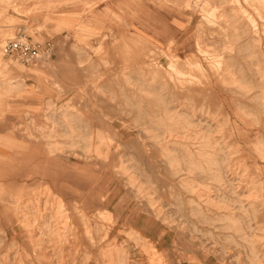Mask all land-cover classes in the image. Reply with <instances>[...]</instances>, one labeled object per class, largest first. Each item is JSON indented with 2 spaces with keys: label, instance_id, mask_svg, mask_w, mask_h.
<instances>
[{
  "label": "rangeland",
  "instance_id": "rangeland-1",
  "mask_svg": "<svg viewBox=\"0 0 264 264\" xmlns=\"http://www.w3.org/2000/svg\"><path fill=\"white\" fill-rule=\"evenodd\" d=\"M263 253L264 0H0V264Z\"/></svg>",
  "mask_w": 264,
  "mask_h": 264
},
{
  "label": "built area",
  "instance_id": "built-area-1",
  "mask_svg": "<svg viewBox=\"0 0 264 264\" xmlns=\"http://www.w3.org/2000/svg\"><path fill=\"white\" fill-rule=\"evenodd\" d=\"M50 50V44H39L28 41L24 38L8 40L4 47V55H8L24 65L35 63L42 53Z\"/></svg>",
  "mask_w": 264,
  "mask_h": 264
},
{
  "label": "bare ground",
  "instance_id": "bare-ground-1",
  "mask_svg": "<svg viewBox=\"0 0 264 264\" xmlns=\"http://www.w3.org/2000/svg\"><path fill=\"white\" fill-rule=\"evenodd\" d=\"M204 55H206V54H204ZM175 56V55H174ZM171 57V56H170ZM221 57V56H220ZM175 59H176V57H175ZM191 60V59H190ZM169 63V62H168ZM226 63V62H225ZM198 65V64H197ZM220 66H221V63L219 64ZM230 65V64H229ZM168 66H170L171 67V69H174L176 72H178L179 74L181 73V71L179 70V69H177V67L175 66V64H173V63H171L170 65H168ZM169 68V67H168ZM225 70L226 71H228V67H226L225 68ZM178 74V75H179ZM181 76H183V74H180ZM169 79H171V78H169ZM176 79V78H175ZM172 81V80H171ZM177 81V80H176ZM184 82H185V80H184ZM16 83V82H15ZM13 84L14 83H12L10 80H7V82L4 84L5 85V88H7L8 90H13V89H15V86H13ZM181 85V84H180ZM182 107V106H181ZM143 113V112H142ZM146 113V112H145ZM179 119H180V117H179ZM181 120V119H180ZM79 122V121H78ZM163 127V126H162ZM158 128V127H157ZM156 128V129H157ZM97 131V130H96ZM95 131V132H96ZM162 132V131H161ZM172 134V133H171ZM174 134V133H173ZM176 135V134H175ZM178 135V134H177ZM190 135V134H189ZM180 136H182V135H180ZM185 136V135H184ZM183 136V137H184ZM175 137H177V136H175ZM179 138V137H178ZM211 141V140H210ZM109 142V141H108ZM206 144H208V143H206ZM185 147V146H184ZM195 147V146H194ZM205 148H203V150H204ZM170 150V149H169ZM205 151H207V150H205ZM185 158V157H184ZM213 158V157H212ZM120 159V158H119ZM136 159V158H135ZM221 159V158H220ZM211 160H214V159H211ZM193 162V161H192ZM199 163V162H198ZM214 163V162H213ZM139 164V163H138ZM144 165V164H143ZM11 167V166H10ZM124 167H125V165H124ZM130 167V166H129ZM175 167H177V166H175ZM12 169L14 170L13 171V173L14 174H16V172H21V171H23L24 170V168L23 167H21V166H19V165H12ZM125 169V168H124ZM132 169V168H131ZM185 170V169H184ZM187 170V169H186ZM192 170V169H191ZM175 173V172H174ZM23 174H24V171H23ZM26 176V175H25ZM174 177V176H173ZM134 180V179H133ZM145 181V180H144ZM149 182V181H148ZM44 186H46V185H44ZM138 186H140V185H138ZM155 187V186H154ZM45 189V188H44ZM256 189V188H255ZM149 190V189H148ZM254 191V190H253ZM48 192V191H47ZM259 192V191H258ZM231 193V192H230ZM44 194H46V193H44ZM149 194H147V196H148ZM207 195V194H206ZM253 195V194H252ZM254 196V195H253ZM255 196H257V195H255ZM149 197V196H148ZM206 197V196H205ZM191 198V197H190ZM255 198H257V197H255ZM255 198L253 199V200H255ZM39 199L41 200V198L39 197ZM43 199V198H42ZM60 199V198H59ZM258 199H259V197H258ZM39 200V201H40ZM61 200V199H60ZM145 200V199H144ZM52 201V200H51ZM147 201V200H146ZM193 201V200H192ZM61 202V201H60ZM62 203V202H61ZM52 204V203H51ZM147 204V203H146ZM39 205H40V203H39ZM54 205V204H53ZM56 206V205H55ZM40 207V206H39ZM31 209V208H30ZM44 210V209H43ZM43 210L41 211V212H43ZM153 210V209H152ZM38 211H39V209H38ZM40 213V212H39ZM22 214H23V212H22ZM43 214V213H42ZM48 218V217H47ZM243 221V220H242ZM27 223V222H26ZM31 223V222H30ZM210 225H212L211 223H210ZM33 226V225H32ZM247 226V225H246ZM245 226V227H246ZM249 226V225H248ZM250 228V227H249ZM89 229V228H88ZM103 229V228H102ZM116 229V228H115ZM86 231H87V229H86ZM118 232H119V230H118ZM120 233V232H119ZM134 233V232H133ZM107 234V233H106ZM108 236V235H107ZM107 236H105V237H107ZM136 236V235H135ZM35 237V236H34ZM233 237V236H232ZM211 238V237H210ZM136 242V241H135ZM100 243V242H99ZM246 243V242H245ZM150 244V243H149ZM239 244V243H238ZM77 245V244H76ZM211 245V244H210ZM148 246V245H147ZM77 247H78V245H77ZM109 247V246H108ZM76 248V247H75ZM107 248V247H106ZM207 248V247H206ZM153 249V248H152ZM155 249V248H154ZM153 249V250H154ZM141 250H143V248L141 249ZM152 250V251H153ZM103 251V250H102ZM105 251V250H104ZM103 251V253H105ZM157 250L155 249V252H156ZM107 253V252H106ZM109 253V252H108ZM249 253V252H248ZM152 255V254H151ZM153 255H155V254H153ZM263 255H264V253H263ZM108 256V255H107ZM19 257V256H18ZM152 257V256H151ZM155 257V256H154ZM66 258V257H65ZM157 259H159V262H161L160 261V258H157ZM106 262V261H105ZM109 262V261H108ZM158 262V263H159ZM260 262H262V261H260ZM149 263H151V262H149ZM157 264V263H156Z\"/></svg>",
  "mask_w": 264,
  "mask_h": 264
}]
</instances>
